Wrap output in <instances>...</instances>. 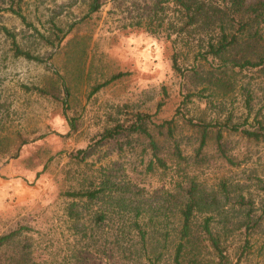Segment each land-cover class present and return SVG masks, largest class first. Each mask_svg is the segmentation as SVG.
I'll return each instance as SVG.
<instances>
[{
	"label": "rangeland",
	"instance_id": "obj_1",
	"mask_svg": "<svg viewBox=\"0 0 264 264\" xmlns=\"http://www.w3.org/2000/svg\"><path fill=\"white\" fill-rule=\"evenodd\" d=\"M157 1L99 0V11L91 13L94 0H0V238L20 227H30L60 240L56 251L64 257L71 231L63 215L66 203L59 195L81 173L90 176L108 167L118 182L129 185L130 212H125L126 225H119L118 207L102 208L108 221L100 227L87 226L90 229L85 232L93 240L86 250L110 254L113 234L128 233L135 208L140 207L146 220L158 222L157 215L163 214L164 226L157 223V227L148 229L146 247L136 238L124 246L135 252L144 249L141 264H152L150 260L173 264L172 234L178 212L172 193L175 176L158 169L148 171L150 151L144 138L122 136L100 143V136L116 124L131 122L138 113L152 116L157 123L170 120L177 116L188 94L191 102L182 107L186 118L221 123L230 119L241 129L256 130V121L264 122V71L235 74L233 91L215 87L207 90L201 73L208 66L198 63V76L191 70L198 42L183 36L185 42L178 50L184 73L176 72L175 35L173 39L168 36L177 16L172 9L159 11ZM14 11L24 15L26 23ZM160 23L163 28L158 27ZM5 29L23 51L43 61L16 57ZM260 32L264 34V23ZM118 74L124 75L90 95L93 87ZM211 92L215 93L213 97ZM197 96L205 97L198 101ZM216 132L211 133L204 150L207 163L197 174V181L210 192H220L223 181L228 182L231 202L225 203L220 195V205L235 207L231 231L234 244L242 246L245 214L252 208V216L257 219L264 212V140L256 142L225 133L223 143L230 163L221 158ZM177 139L183 154L193 160L201 133L181 119ZM90 146V156L81 163L78 152ZM242 196L248 204L239 209ZM89 208L87 221L99 211L96 204ZM262 223L249 236L253 255L241 264H264V218ZM27 238L23 233L4 252H18ZM50 238L36 236L39 249Z\"/></svg>",
	"mask_w": 264,
	"mask_h": 264
},
{
	"label": "trees",
	"instance_id": "obj_2",
	"mask_svg": "<svg viewBox=\"0 0 264 264\" xmlns=\"http://www.w3.org/2000/svg\"><path fill=\"white\" fill-rule=\"evenodd\" d=\"M156 7L163 13L172 9L177 16V24L172 26L173 32L168 36L169 39H173L172 35H175L173 68L176 72L184 73L179 64L180 45L185 42L183 36L198 42L194 52V66L191 70L195 76H198L200 74L198 63L208 66L205 72L201 73L204 75L203 81L207 90L215 87L233 91L235 86L232 80L235 74L244 70L264 71V34L260 32L261 24L264 23V0H164L163 2L158 0ZM99 8V0H94L91 13L99 11ZM13 13L26 23L24 15L18 11ZM158 27L163 28L164 24L160 23ZM4 31L12 39L16 57L36 62L43 61L30 52L23 51L14 35L7 29ZM151 31H157V29ZM123 75H115L93 87L90 95H96ZM214 95L215 93L211 92L210 97ZM204 97L197 96V99L203 101ZM191 98L190 94L185 96L177 116L170 120L157 123L152 116L138 113L129 123L116 124L104 130L99 141L103 143L122 136H140L148 143L150 151L148 171L154 172L158 169L163 174L172 173L173 177L175 176L176 184L172 193L178 212L172 234L175 239L173 264H241L247 262L254 253L249 236L262 227L264 212L262 216L255 219L252 216V208L247 211L241 224L245 228L244 244L242 246L234 244L231 212L235 210V207L228 208L229 204L221 206L219 200L222 195L225 203L231 202L228 182L223 181L220 192H210L205 185L197 181V174L207 163L204 150L208 147L210 135L215 129L221 158L232 163L223 143L225 133L259 142L264 140V122L257 120L256 130H247L241 129L239 125L231 124L230 119L225 123L207 122L205 119L195 121L192 118H186L184 111L182 112V107L190 103ZM249 104L248 97L247 105ZM181 119L201 133V143L193 160L183 154L177 139V123ZM71 127H75L73 122ZM92 149L93 147L90 146L78 152L77 158L81 157V163L90 156ZM128 189L129 185L118 182L117 176L108 167L99 168L90 176H87V173H81L80 178L69 183L67 189L59 195L60 199L66 203L63 215L71 231L67 238L68 245L64 257L60 256V251H56L60 240H56L54 235L25 226L0 238V264H89L90 262L107 264L109 261L125 264L133 261L134 264H141L144 249L141 248L135 252L134 249L124 245L127 241H133L136 238L139 245L146 247L147 238L150 236L148 229L157 227V223L164 226L161 219L164 216L158 214V222H155L153 218L146 220L140 207L135 208V217L129 227L131 230L128 233L117 231L113 234V248L110 254L101 250H86L89 241L93 238L88 236L85 230H89L92 226H103L108 221L107 212L102 208L117 206L118 224L126 225L125 212H130L127 210ZM245 201L246 199L242 196L238 204L239 209L248 204ZM93 204L99 206V211L92 213L90 220L87 221L85 213ZM120 230H123V227ZM23 233L28 238L22 248L10 254L4 252V249ZM36 236L37 239L51 238L45 241V247L39 249V242L35 240ZM165 239L168 240V234L165 235ZM156 252L154 255L157 256ZM147 254L148 250L145 251V255ZM150 263L156 264L152 260Z\"/></svg>",
	"mask_w": 264,
	"mask_h": 264
}]
</instances>
